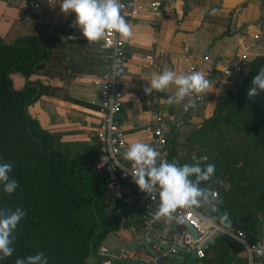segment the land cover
<instances>
[{
	"label": "crops",
	"instance_id": "obj_1",
	"mask_svg": "<svg viewBox=\"0 0 264 264\" xmlns=\"http://www.w3.org/2000/svg\"><path fill=\"white\" fill-rule=\"evenodd\" d=\"M26 1L0 0V39L10 43L18 37L34 36L48 57L42 69L27 80L10 76L12 86L21 89L27 82L45 87L47 93L27 107V114L42 130L56 137V146L67 158H93L96 154L94 132L100 111L98 93L92 82L103 73L106 56L98 48L99 41L90 43L78 27L64 31L66 24H73L75 14L63 13L60 0H32L37 4L33 11L27 8ZM131 1L138 6V11L129 22L133 35L124 39V96L117 114L125 139L123 152L136 141L148 144L154 118L181 117V108L187 99L179 105L166 103L176 91L174 85L162 92L153 91L151 95L143 91L153 74L165 69L190 73L188 68L192 66L193 71L202 72L211 83L201 93L202 101L183 116L186 124L177 134L197 129L211 116L216 99L230 90V85L217 79V73L240 51L243 43H253L249 53L254 58L264 56V0ZM152 5L158 6L157 14L150 11ZM212 9L217 10L214 15L209 14ZM254 35L257 40H252ZM156 150L160 153L159 162L164 155ZM153 207L144 208L139 200L131 208L118 206L115 215L119 227L104 237L98 251L110 255L128 249L146 232L150 238H156L164 221L148 223ZM258 231H264V215ZM151 248L161 258L168 256L166 251ZM176 256L179 257L167 258L162 264H245L247 260L244 248L224 236L209 243L201 260L192 258L190 253ZM86 264H98V260L90 258Z\"/></svg>",
	"mask_w": 264,
	"mask_h": 264
},
{
	"label": "trees",
	"instance_id": "obj_2",
	"mask_svg": "<svg viewBox=\"0 0 264 264\" xmlns=\"http://www.w3.org/2000/svg\"><path fill=\"white\" fill-rule=\"evenodd\" d=\"M47 57L34 36L10 43L0 39V162H11L10 178L18 182L10 195L0 185V208L18 207L26 213L14 232L13 255L0 259V264H15L18 258L40 252L48 264H86L90 258L99 264L101 241L119 227L115 215L119 204L106 191L105 175L92 167L96 154L86 159L61 153L56 137L26 111L47 89L27 82L14 89L10 80V76L27 80L42 69ZM261 67L264 56L256 57L247 72L231 82L209 118L183 139L173 133L162 151L163 160L180 165L193 163V155L208 157L204 164L215 165L210 181L219 203L216 212L204 208L202 212L216 217L214 222L228 231L243 232L249 242L260 237L264 215V91L254 99L247 96ZM217 179L226 188L218 186ZM129 192L138 194V186H130ZM225 212L229 227L220 222Z\"/></svg>",
	"mask_w": 264,
	"mask_h": 264
},
{
	"label": "clouds",
	"instance_id": "obj_3",
	"mask_svg": "<svg viewBox=\"0 0 264 264\" xmlns=\"http://www.w3.org/2000/svg\"><path fill=\"white\" fill-rule=\"evenodd\" d=\"M123 5L121 0H60L61 11L65 14L74 13L73 25L78 27L82 35L90 42L102 40L108 33H118L124 39L133 35L132 25L121 14ZM212 9L209 14H215ZM113 76H119L121 70L118 65H112ZM210 82L200 71L190 73H177L165 69L153 74L150 82L143 88L146 95L153 91H164L174 85L176 91L170 95L166 103L184 104V110L196 107L194 94L204 93ZM264 91V67H261L252 80L247 92L250 99H254ZM125 161L131 162L130 174L133 182L139 190L148 195L154 202L151 213L153 221L164 220L167 224H186L185 217L178 214V209L195 211L200 208H208L212 212L217 211L219 203L217 194L211 186L201 187V182L212 180L215 175V165L208 163L207 156L197 158L192 156L193 163L180 165L178 161L159 160L160 153L147 143L136 141L131 143L121 154ZM11 162H0V185L7 194H12L18 187V182L10 178L12 171ZM128 173V168H123ZM194 177V179H193ZM158 197V199H157ZM26 216L21 208H0V259L13 255L14 232L22 218ZM204 226L211 224L216 217H199ZM221 224L230 226L228 214L225 212L220 217ZM254 247H248V264H254ZM256 255H264V250L255 249ZM15 264H48L43 252L26 258H18Z\"/></svg>",
	"mask_w": 264,
	"mask_h": 264
},
{
	"label": "built area",
	"instance_id": "obj_4",
	"mask_svg": "<svg viewBox=\"0 0 264 264\" xmlns=\"http://www.w3.org/2000/svg\"><path fill=\"white\" fill-rule=\"evenodd\" d=\"M123 5L121 14L128 22L133 19L138 11V6L131 0H121ZM26 6L33 11L37 8V4L32 0L26 1ZM150 11L154 14L158 13V6L152 5ZM74 29L72 23L64 26V31L67 33ZM257 36H252V40H257ZM125 41L118 33H108L102 40L99 41L98 48L106 56L103 73L93 80V85L98 93V106L100 111L99 121L94 132L96 144V156L93 163L95 172H102L105 175V188L113 200L120 207L131 208L139 200L144 208H150L154 205L152 199L145 193L139 190L138 194L127 192L128 187L136 185L130 174L131 162L125 161L122 157L125 148L124 134L120 123L117 120V114L123 105V90H122V74L126 62ZM253 43H243L240 51L229 59L217 73V79L226 85H230L232 81L238 80L244 75L250 63L255 59L249 51ZM205 60V57L201 59ZM116 63L121 70L119 76H113L112 65ZM193 67L188 68L193 71ZM196 96V104L202 101L201 94ZM187 103V100H186ZM188 112L181 108V117H156L152 122L151 134L148 144L154 149L163 151L166 145V140L170 133L180 132L186 124V119L183 116ZM123 168H128V173ZM218 186L222 185V181L214 180ZM211 186L216 192L212 182L205 183L202 187ZM217 194V193H216ZM158 199V197H157ZM205 211H211L204 208ZM178 214L183 215L186 224H167L164 220V226L156 234V238L162 243L169 245L166 250L167 254L177 255V250H184L185 253L194 252L197 260L204 257V251L210 242L217 237H228L238 242L245 251L246 258L248 257V247H254L253 257L254 264H264V255H256L255 249L264 250V231L261 233L258 240L249 242L246 235L241 231H228L219 226L214 221L208 226H204L199 217L207 216L204 212L186 211L178 209ZM153 220H148L151 223ZM188 228L194 231L195 237L189 233ZM97 256L101 257L99 264L112 263H130V264H155L156 259L147 254L142 248L129 250L121 249L116 253L107 255L103 250L97 252ZM245 264H248V259Z\"/></svg>",
	"mask_w": 264,
	"mask_h": 264
},
{
	"label": "water",
	"instance_id": "obj_5",
	"mask_svg": "<svg viewBox=\"0 0 264 264\" xmlns=\"http://www.w3.org/2000/svg\"><path fill=\"white\" fill-rule=\"evenodd\" d=\"M114 205H115V202H112L111 205L109 206V208L107 209V213L110 212V210L114 207ZM188 231L194 238L195 237L194 231L190 228H188ZM151 246H153L154 248H156L158 250H163V251H166L169 248V245L162 244L158 239L150 238L149 233L146 232L145 235L141 239H139L136 242H133L128 249L134 250V249L142 248L147 254H149L150 256H152L153 258L156 259L157 264L164 263L167 260V258L172 259V258H178L179 257L176 255L168 254V256L166 258H161L159 256L158 252L156 250H154L153 248H151ZM177 252H178V254L185 253L184 250H180V249L177 250ZM190 256L192 258H195L194 252H190Z\"/></svg>",
	"mask_w": 264,
	"mask_h": 264
},
{
	"label": "rangeland",
	"instance_id": "obj_6",
	"mask_svg": "<svg viewBox=\"0 0 264 264\" xmlns=\"http://www.w3.org/2000/svg\"><path fill=\"white\" fill-rule=\"evenodd\" d=\"M227 86H228V85H227ZM230 87H231V86H230ZM188 131H189V130H184V131H182V133L179 134V137H182V139H183V138L186 136V134H187ZM222 187H223V188H226V185L223 184Z\"/></svg>",
	"mask_w": 264,
	"mask_h": 264
}]
</instances>
